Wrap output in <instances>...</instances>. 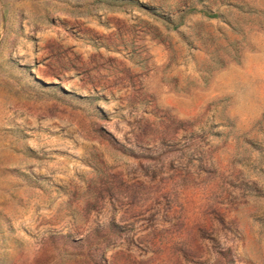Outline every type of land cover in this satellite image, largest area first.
<instances>
[{"label":"rangeland","instance_id":"rangeland-1","mask_svg":"<svg viewBox=\"0 0 264 264\" xmlns=\"http://www.w3.org/2000/svg\"><path fill=\"white\" fill-rule=\"evenodd\" d=\"M0 264H264V0H0Z\"/></svg>","mask_w":264,"mask_h":264}]
</instances>
